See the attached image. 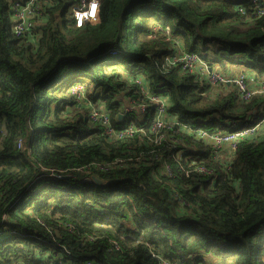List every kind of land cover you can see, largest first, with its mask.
<instances>
[{"label": "trees", "instance_id": "trees-1", "mask_svg": "<svg viewBox=\"0 0 264 264\" xmlns=\"http://www.w3.org/2000/svg\"><path fill=\"white\" fill-rule=\"evenodd\" d=\"M76 1L43 0L34 32L16 37L0 0V264H264V126L229 158L189 130L252 127L264 96L244 102L161 67L167 30L207 66L262 78L257 0H99L79 27ZM137 80L165 98L159 144L147 127L106 140L70 91L83 84L114 126H145L152 114L119 117L124 97L142 95Z\"/></svg>", "mask_w": 264, "mask_h": 264}, {"label": "built area", "instance_id": "built-area-1", "mask_svg": "<svg viewBox=\"0 0 264 264\" xmlns=\"http://www.w3.org/2000/svg\"><path fill=\"white\" fill-rule=\"evenodd\" d=\"M9 5V12L11 15L12 32L16 37L31 36L35 29V19L40 14L43 0H7ZM259 5L253 8L254 14L261 16L264 14V0H257ZM95 6V7H93ZM99 7V0H77L69 9V15L73 19L75 26L79 27L85 22L97 20V11ZM157 30L159 28L157 27ZM155 30V31H157ZM164 39L166 42H171L174 50L167 55L161 67L169 69L172 66H178L182 73H191L199 80H204L212 87H232L236 90L239 98L246 102L254 97L264 96V76L257 78L254 73L245 71L223 73L214 66H207L194 52H185L180 49L177 39L171 37L170 32L163 30ZM150 37H155L151 35ZM115 50L111 51V55H115ZM137 84L143 86L141 81L137 80ZM139 97L130 98L124 97L121 100V111L119 117L122 118L133 112H137L139 117L148 121V116L152 114L150 123L145 126H136L134 123H127L123 126H114L111 122L109 113L104 109L100 103H92L86 94L85 86L81 83H76L71 87L75 96V101L78 106H83L88 110L89 120L93 124H98L101 129V136L106 140L115 141L116 139L124 137H132L134 133L146 132V128L151 133H155L154 141L161 143L167 138V133L163 132L166 126L168 114L165 98L154 93H149L145 89H141ZM181 123H178L180 126ZM182 126V125H181ZM264 126L263 118L252 127H247L242 130L228 131V133H208L203 128H190V132L198 139L210 144L213 148L216 157L232 156L239 140L259 131ZM17 148L21 149L23 144L21 140L17 142ZM168 169V168H167ZM81 170V168H80ZM169 170V169H168ZM204 171L203 168L199 169ZM57 178L60 175H54ZM61 264H67L62 262ZM82 264H96L94 261L88 260ZM159 264H177L165 259H159Z\"/></svg>", "mask_w": 264, "mask_h": 264}, {"label": "crops", "instance_id": "crops-1", "mask_svg": "<svg viewBox=\"0 0 264 264\" xmlns=\"http://www.w3.org/2000/svg\"><path fill=\"white\" fill-rule=\"evenodd\" d=\"M215 68H217V70H219V71H221V72H223V73H226V72H224L225 70L226 71H230V72H240V71H245L244 69L243 70H239V69H237V67H230V68H226L225 70H222L221 68H219L218 66H216V65H213ZM249 74L250 73H253L252 71H248V70H246ZM225 158H228V155L226 154V157ZM262 256H263V262H264V248H263V252H262ZM219 264V263H218Z\"/></svg>", "mask_w": 264, "mask_h": 264}, {"label": "rangeland", "instance_id": "rangeland-1", "mask_svg": "<svg viewBox=\"0 0 264 264\" xmlns=\"http://www.w3.org/2000/svg\"><path fill=\"white\" fill-rule=\"evenodd\" d=\"M33 41H36L35 40V38L34 39H32ZM221 88V87H220ZM225 91H229V90H233V88L232 87H222Z\"/></svg>", "mask_w": 264, "mask_h": 264}, {"label": "water", "instance_id": "water-1", "mask_svg": "<svg viewBox=\"0 0 264 264\" xmlns=\"http://www.w3.org/2000/svg\"><path fill=\"white\" fill-rule=\"evenodd\" d=\"M93 180L97 183V182H100L99 179H96V178H93Z\"/></svg>", "mask_w": 264, "mask_h": 264}, {"label": "snow or ice", "instance_id": "snow-or-ice-1", "mask_svg": "<svg viewBox=\"0 0 264 264\" xmlns=\"http://www.w3.org/2000/svg\"><path fill=\"white\" fill-rule=\"evenodd\" d=\"M93 7H95V6H93Z\"/></svg>", "mask_w": 264, "mask_h": 264}]
</instances>
